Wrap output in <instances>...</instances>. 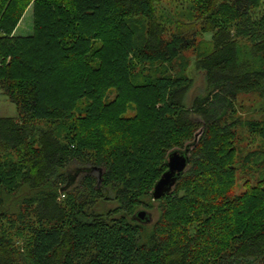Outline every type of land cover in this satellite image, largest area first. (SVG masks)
<instances>
[{
	"label": "trees",
	"instance_id": "obj_1",
	"mask_svg": "<svg viewBox=\"0 0 264 264\" xmlns=\"http://www.w3.org/2000/svg\"><path fill=\"white\" fill-rule=\"evenodd\" d=\"M164 1L0 0V89L18 110L0 117V264H264V105L249 119L238 105L264 100V0H176L187 12L166 21ZM32 4L34 35L11 37ZM197 47L207 94L189 105L179 65ZM197 135L159 219L136 220ZM24 187L15 219L4 206ZM110 192L118 207L95 211Z\"/></svg>",
	"mask_w": 264,
	"mask_h": 264
},
{
	"label": "rangeland",
	"instance_id": "obj_2",
	"mask_svg": "<svg viewBox=\"0 0 264 264\" xmlns=\"http://www.w3.org/2000/svg\"><path fill=\"white\" fill-rule=\"evenodd\" d=\"M187 12V5L183 4L181 2H178L176 0H167L164 1L160 7L158 8V14L163 20L169 19L170 16L174 18H180V16L183 13ZM255 14L260 15L264 12V6H262L260 9L254 11ZM168 25H170L168 23ZM172 28H174L173 25ZM35 33V12H34V5L32 4L25 12L23 15L19 25L13 32L11 37L15 38H23V37H30L34 35ZM207 39L205 38H199L198 42H206ZM96 49H101L102 48V42H98L95 44ZM202 46V45H198ZM205 48V46L203 45ZM198 51L199 48L197 47L196 50H191L186 53H184V59L183 62L180 66V68L185 67L186 68V73L185 75L192 79V84L190 87V90L187 95V102L189 105L193 103V101L198 98V97H205L207 94V87H206V82H205V77L204 73L200 70L197 69L196 67V60L198 57ZM6 57V56H5ZM10 57H4L2 58V61L4 63L9 62ZM2 61H0V67L3 65ZM186 61V62H185ZM181 63V62H180ZM148 75V73H145V77ZM145 79V78H144ZM136 82H139L138 79L135 80ZM118 96V92L116 88H110L106 91L105 95L103 96V101L108 103L113 102L116 97ZM91 100L84 98L82 99L79 104H78V109H83L87 105H89ZM242 116L252 118L253 116L256 117H263V114L258 111V109L261 108L262 105H264V100H261L258 98V96L254 95H249V96H243L240 98L238 102ZM127 116L131 117L135 115L134 111H128ZM84 115V113H83ZM82 115V116H83ZM0 117H9V118H16L18 117V110L17 107L14 103L10 102L4 95L3 92L0 89ZM255 144L253 143V139L251 137H248V140L244 142V153H247L249 150L253 149L254 146L256 147V140L254 141ZM82 169V172H80ZM89 172L85 171L84 167H80L79 165H75L70 169L69 175L71 178L74 180L73 183L79 184L82 180L85 174ZM93 176L95 177H101V174L103 173V170L100 169H94V171L90 172ZM240 187L238 189L239 192L245 191L246 188L243 187L244 182L241 181L240 179ZM110 198L105 199V200H100L95 203L93 209L97 212H104L108 210H113L118 207L117 201L114 200V194L112 192L108 193ZM32 197V193L29 191L28 188L24 187L19 193L15 194L11 198H7V203L5 204L4 211L8 212L10 214V217L17 219L18 216L25 211V200L28 197ZM153 208L149 209V213L151 214L150 218V225L153 226V224L159 219L160 213H159V204L157 201L153 202ZM139 211H144V208H139ZM151 226H149L151 230ZM17 231V229H12L9 230V233ZM27 235L24 236V238L20 239V244L23 246L24 244V239H27ZM21 246V247H22Z\"/></svg>",
	"mask_w": 264,
	"mask_h": 264
},
{
	"label": "water",
	"instance_id": "obj_3",
	"mask_svg": "<svg viewBox=\"0 0 264 264\" xmlns=\"http://www.w3.org/2000/svg\"><path fill=\"white\" fill-rule=\"evenodd\" d=\"M197 138L198 135L194 142L187 144L183 149H174L169 152L166 160L167 170L155 183L152 191V197L156 201L161 200L165 196L174 192L179 180L187 171H189L192 156L191 153L197 145ZM150 216L151 214L144 210L139 211L135 218L140 222L150 223Z\"/></svg>",
	"mask_w": 264,
	"mask_h": 264
}]
</instances>
